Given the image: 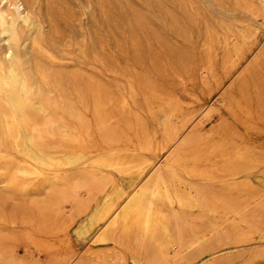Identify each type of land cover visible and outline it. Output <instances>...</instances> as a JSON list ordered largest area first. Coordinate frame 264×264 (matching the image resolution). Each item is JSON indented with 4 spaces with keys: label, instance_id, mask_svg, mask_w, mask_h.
Instances as JSON below:
<instances>
[{
    "label": "bare ground",
    "instance_id": "bare-ground-1",
    "mask_svg": "<svg viewBox=\"0 0 264 264\" xmlns=\"http://www.w3.org/2000/svg\"><path fill=\"white\" fill-rule=\"evenodd\" d=\"M258 2L254 18L264 27V0ZM43 12L41 0H0V170L14 185L36 182L53 192V231L64 235L74 226L85 238L96 230L93 241L111 244V250L85 252L90 264H239L244 252L234 249L249 248L246 262L264 253L252 247L264 237V151L243 146L241 132L264 134V41L253 39L251 26L239 23L217 42L227 49L217 86L227 95L228 116L209 131L185 123L173 102L158 139L120 142L111 100L103 99L92 73H69L72 80L89 81V111L103 142L98 145L88 107L50 69L52 25ZM239 12L253 14L248 6ZM257 171L260 186L251 179ZM76 189L85 196L77 197ZM59 200L73 202L74 214L66 218ZM7 254L5 264H15V253ZM73 258L61 260L71 264Z\"/></svg>",
    "mask_w": 264,
    "mask_h": 264
},
{
    "label": "rangeland",
    "instance_id": "rangeland-1",
    "mask_svg": "<svg viewBox=\"0 0 264 264\" xmlns=\"http://www.w3.org/2000/svg\"><path fill=\"white\" fill-rule=\"evenodd\" d=\"M41 5L43 17L50 19L52 25L50 50L55 59L50 69L63 75L65 90L72 92L75 87L88 107L86 114L92 125L89 123V129L97 138L93 134L91 137L94 143L98 139V145L103 142L89 111V81L84 77L72 80L69 73H92L103 99L111 100L107 106L115 124V137L137 144L158 139L163 131V113L173 102L181 106L180 117L186 120L183 122L191 126L202 124L206 131L226 118L227 95H222L217 83L223 76L227 49L217 42L239 23L251 26L254 40L264 41V27L259 16L254 18L258 0H41ZM84 5L89 8L86 10ZM247 6L253 13L251 17L239 12ZM82 44L86 47L80 51L76 46ZM69 53L90 63L68 58ZM73 99L77 100L76 96ZM241 132L243 146H256V150L260 147L264 151L263 133L244 129ZM261 176L258 171L253 173L254 185H261ZM7 179L0 170V264H5L4 256L11 252L15 253L12 257L17 264H67L61 260L65 255L74 257L71 264H82L85 260L90 264L91 258L85 252L100 256L110 252L111 244L93 241L96 230L85 238L75 235L74 226L64 235L61 231L54 232L52 217L57 208L53 192L36 182L26 186L18 181L15 186ZM80 190L74 193L82 198L85 194ZM74 205L70 200L57 202L66 218L74 214ZM3 231L7 237H3ZM261 238L254 240L253 248H264V237ZM261 249L258 251L264 252ZM234 250L244 252L239 264H264V253L246 262L249 248Z\"/></svg>",
    "mask_w": 264,
    "mask_h": 264
}]
</instances>
